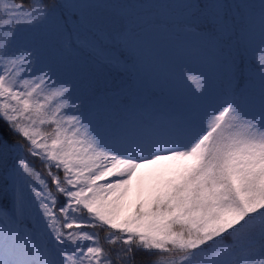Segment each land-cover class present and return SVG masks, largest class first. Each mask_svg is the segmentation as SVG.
<instances>
[{"label": "snow or ice", "instance_id": "obj_1", "mask_svg": "<svg viewBox=\"0 0 264 264\" xmlns=\"http://www.w3.org/2000/svg\"><path fill=\"white\" fill-rule=\"evenodd\" d=\"M0 264H264V0H0Z\"/></svg>", "mask_w": 264, "mask_h": 264}]
</instances>
